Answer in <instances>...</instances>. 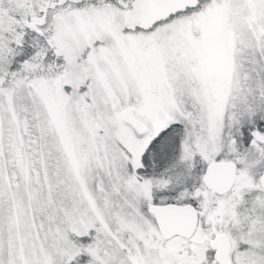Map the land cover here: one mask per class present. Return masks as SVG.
<instances>
[{"label": "snow or ice", "instance_id": "snow-or-ice-1", "mask_svg": "<svg viewBox=\"0 0 264 264\" xmlns=\"http://www.w3.org/2000/svg\"><path fill=\"white\" fill-rule=\"evenodd\" d=\"M0 264H264V0H0Z\"/></svg>", "mask_w": 264, "mask_h": 264}]
</instances>
